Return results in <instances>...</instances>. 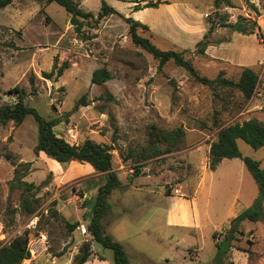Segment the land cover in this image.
Returning a JSON list of instances; mask_svg holds the SVG:
<instances>
[{
	"label": "rangeland",
	"instance_id": "374dc122",
	"mask_svg": "<svg viewBox=\"0 0 264 264\" xmlns=\"http://www.w3.org/2000/svg\"><path fill=\"white\" fill-rule=\"evenodd\" d=\"M105 1L121 16H108L95 29L84 21L87 40L56 3L14 0L0 9V103L15 104V95L7 92L18 87L28 107L46 120H60L53 128L57 137L75 128L78 145L88 139L111 149L112 170L124 185L113 191L119 200L107 198L101 225L124 247L129 264H214L215 241H222L230 220L258 197L240 159H224L211 171L208 151L222 128L249 119L264 123V0H160L169 4L135 13L134 2L141 0ZM100 6V0L81 3L94 16ZM215 14L228 23L239 16L255 20L259 30L232 32L217 25ZM122 16L138 17L148 27L138 33L160 50L183 52L199 77L214 79L222 71L236 81L242 68H250L259 78L253 96L243 100L233 89L203 85L172 61L158 70V61L131 42ZM210 26L209 46L197 55L195 46ZM64 62L69 68L57 80L42 77ZM99 68L112 79L94 85L91 74ZM83 98L87 105L75 108ZM150 127L181 128L184 137L172 151L164 153L162 144L160 156L139 161L148 151ZM37 136L32 116L20 125L0 124V247L28 231L30 259L23 264H75L84 242L92 249L86 264H114L112 251L92 242L86 231L103 174L84 163L59 164L35 154ZM237 146L264 168V149L240 140ZM19 181L37 188L28 194L37 200L31 215L20 210ZM180 200L189 227L167 223L170 205ZM172 213L186 216L177 205ZM75 222L70 231L68 224ZM238 230L239 241L222 264H264V223L243 221Z\"/></svg>",
	"mask_w": 264,
	"mask_h": 264
},
{
	"label": "trees",
	"instance_id": "16d2710c",
	"mask_svg": "<svg viewBox=\"0 0 264 264\" xmlns=\"http://www.w3.org/2000/svg\"><path fill=\"white\" fill-rule=\"evenodd\" d=\"M14 0H0V9H4L11 5ZM36 2H44L46 4L56 3L62 7L69 15V24L74 28L75 33L82 39H89L83 33L84 21L88 23L89 29H95L101 20L111 15H120L113 7L108 5L105 0H100L101 6L97 15L92 12L85 11L81 8L82 0H33ZM145 2L140 7L139 3ZM132 11H140L147 8H157L160 4H169L167 1L160 0H141L135 1ZM220 22L218 26L227 28L228 30L243 35H252L255 29L259 30L255 20L239 16L234 23H228L224 16L215 14ZM123 17V16H122ZM128 25V36L131 42L143 49L149 55L158 61V70L169 61H172L177 67L183 68L195 81L206 85L216 86L221 88H230L241 96L243 100H249L259 83L258 75L250 68H242L236 81L224 78V73L221 71L214 79L199 77L192 63L186 60L183 52L174 50L163 51L157 48L149 38L142 37L138 30H147L148 27L131 17H123ZM212 31V26L208 29L203 39L195 46L197 55H204L206 48L209 46L207 40L208 34ZM262 35L260 34V37ZM69 68L68 62H64L57 67L54 64L49 72H42V77L46 80H57L62 76L63 72ZM112 79V76L105 68H99L92 72L91 83L94 85H102ZM30 85L33 87L34 76L29 79ZM10 95H15L16 102L13 105H2L0 103V124L4 125L8 122H13L20 125L27 116H32L37 123L38 136L34 148L35 154H44L50 159L59 164H68L71 162L84 163L89 165L96 173L103 174L105 182L97 189L96 202L93 207L91 220L86 228L87 233L91 237V241L100 244L103 248L110 249L113 253L114 264H129L127 253L124 247L114 241L106 234L101 225V219L108 207L107 198L117 189H121L122 184L116 173L112 170V156L110 148L97 144L91 140H85L80 145L70 144L65 138L57 137L53 128L60 122L58 119H44L35 109L28 107L24 103L25 93L18 87L7 92ZM84 98L79 100L75 108L83 102ZM82 101V102H81ZM149 137L150 142L146 155H141L140 160L153 159L161 155L160 145L164 144L167 149L164 153L172 151L184 137V131L181 128L161 131L150 127ZM240 140L252 149H264V123L257 119H249L242 123H234L222 128L216 135V140L210 144L208 151V168L215 171L218 165L224 159H240L246 170L253 178L258 188V197L253 204L240 212L237 216L230 220V228L226 232L221 242L215 241L216 252L214 255V264H222L223 259L233 248L234 242H238L237 235H241L238 226L243 221L252 223H264V168L260 167V163L247 156H242L240 153L237 141ZM138 169V167H137ZM131 182V181H130ZM23 186V194L20 210L25 215H31L36 210L37 200L29 198L30 191L37 189L33 184L19 181ZM126 189V187H125ZM78 226V223L68 224L69 230L73 231ZM92 255L91 244L84 242L74 257L75 264H86ZM30 259V250L28 248V231L15 236L8 243L0 247V264H23Z\"/></svg>",
	"mask_w": 264,
	"mask_h": 264
},
{
	"label": "crops",
	"instance_id": "0c3cea01",
	"mask_svg": "<svg viewBox=\"0 0 264 264\" xmlns=\"http://www.w3.org/2000/svg\"><path fill=\"white\" fill-rule=\"evenodd\" d=\"M143 10H145V9H143ZM141 11V10H140ZM133 12V11H132ZM136 12H138V11H136ZM133 13H135V12H133ZM136 20L137 19H139L138 17H136L135 18ZM138 22H140V20H137ZM141 23V22H140ZM118 190V189H117ZM112 195V196H111ZM111 197H114V192H112L111 193ZM114 199L117 201V200H119L120 198L118 197V196H115L114 197ZM181 201H183V200H180V203H174V205H173V207H172V205H170V207H169V214L167 215V223L169 224V225H180V226H182V227H189L188 226V223L185 221L186 219H187V214L185 213V206L181 203ZM109 203V202H108ZM195 203V197H192L191 198V205L192 204H194ZM175 205H177L178 207H180V210L184 213V214H186V216L185 217H175L174 215H173V213H172V211H173V208H174V206ZM184 209V210H183Z\"/></svg>",
	"mask_w": 264,
	"mask_h": 264
},
{
	"label": "built area",
	"instance_id": "2783aa9c",
	"mask_svg": "<svg viewBox=\"0 0 264 264\" xmlns=\"http://www.w3.org/2000/svg\"><path fill=\"white\" fill-rule=\"evenodd\" d=\"M65 139L70 143L74 145H78V135L75 130V128H70L65 136Z\"/></svg>",
	"mask_w": 264,
	"mask_h": 264
}]
</instances>
